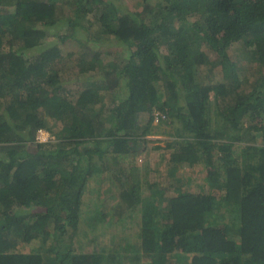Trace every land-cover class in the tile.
Masks as SVG:
<instances>
[{"label":"trees","instance_id":"obj_1","mask_svg":"<svg viewBox=\"0 0 264 264\" xmlns=\"http://www.w3.org/2000/svg\"><path fill=\"white\" fill-rule=\"evenodd\" d=\"M115 1L0 0V264H264V144L233 151L238 131L264 123V0H144L120 13ZM76 12L89 13L93 35L118 41L125 56L102 64V51L84 45L76 51L83 80L71 90L56 69L57 44L25 53ZM247 35L253 43L243 57L258 71L243 89V61L230 49ZM217 67L222 76L213 81ZM122 81L127 94L114 99ZM167 123L170 130H155ZM39 130L47 140H35ZM153 134L170 136L154 148L168 150L166 166L176 170L154 182L162 191L157 225L140 226L130 251L115 242L107 250L66 246L93 172L108 170L117 183L114 214L137 204L106 159L145 152ZM200 163L219 193L192 188L184 168ZM209 212L235 217L237 238L228 218ZM35 239L39 246L22 247Z\"/></svg>","mask_w":264,"mask_h":264},{"label":"rangeland","instance_id":"obj_2","mask_svg":"<svg viewBox=\"0 0 264 264\" xmlns=\"http://www.w3.org/2000/svg\"><path fill=\"white\" fill-rule=\"evenodd\" d=\"M143 1L144 0H116L115 3H117L118 6L115 11L120 13L122 11L121 7L130 11L140 10ZM150 1L153 2V0ZM194 6L196 9H201L198 4H194ZM71 18V23H63L60 28H56L58 32L56 29L54 31L52 30V32L43 40L44 42L41 45L32 50H28L25 53V58L28 59L31 56L38 54L41 49H44L53 43L57 44L61 48V52H63V57L55 62L56 69H58L59 74L61 75L63 85L71 90H75L81 86L79 83L83 80L82 76H77V57L79 56L76 52L77 50L84 45L92 47L95 50L99 49L102 51L103 56L98 59V62L102 64L111 62L113 58L123 57L125 56V53L118 41L114 39L107 40L106 38H98L93 35L95 27L92 26L93 23L89 13H72ZM67 26L70 27L71 31L68 38H66L65 41H61L58 38V35L64 33ZM252 43V35H247L244 38V44L241 48L230 49L231 57L235 61H243V66L239 67L237 70L240 79H242L243 89H249V86L256 78V72L258 71V66L254 62L249 61L248 59L245 61L243 57V49L250 48ZM200 48H204L211 59H216L214 51L205 46ZM68 52H72V56L68 55ZM167 65L168 62L166 57L165 68ZM90 67V70H92L93 66ZM215 70L213 81H218L222 76V68L217 67ZM126 94L127 89L122 81L113 98H119L120 100L124 98ZM107 100L108 98H106V101ZM241 121L245 123L246 126L251 124L250 119L246 115L241 118ZM256 121H258L259 126L261 127L260 131L256 132L251 126H247L245 129H242V131H238L237 135H239L242 140L233 147L234 153L239 152V146L264 144L263 120L259 119ZM157 123V121H153V125ZM106 126H108V128L110 127L107 123ZM161 127L162 128L155 130H170L169 123L165 125L162 124ZM45 134L46 133L44 132L43 135L39 137L40 141L45 137ZM145 138L147 142L145 152L141 154L131 153L130 155L115 156L108 154L106 159V164L115 174L121 177L123 185L133 193L137 200V204L127 214L124 213L121 216L114 214L113 211L115 205L119 201L118 185L108 174V170H105L104 172H93L89 175L87 180L86 190L83 195L80 209V220L76 227V232L73 233L75 238L68 240L66 246L79 251L91 250L94 247L107 250L113 245L112 243L115 242L123 247V250L127 249L130 251L136 247L140 226L144 224L157 225L158 221H160L161 211L158 207V202L161 200L162 191L157 190L154 182L160 179L157 175L161 177L162 173L166 176L171 174L174 177L176 170L166 166L165 159L167 158L169 151L165 149H155L154 147L157 145L164 147L166 145V140L170 139V136L153 134L148 135ZM29 146H32V144L29 143ZM213 153L216 154V150H214ZM131 166L134 168L132 169ZM184 169L187 171V175H189V182L193 189H203L204 191L219 193L218 190L209 187L207 169L203 163H200L197 166H191L189 169ZM149 209H151V212L147 213ZM94 211L99 212L100 217L98 219H93ZM206 216H208L209 219L218 216L220 218H228L231 221V225L229 226L230 236L232 238H237L239 231L238 225L236 224V221H234L236 219L235 217L230 219L228 214L221 216L220 213L218 215V213L216 214L215 212H209ZM88 221H92L94 226L90 227L89 224H86ZM81 228H83L82 230L85 231V234H82L80 230ZM67 231L68 234L72 231L70 226L67 227ZM39 244L40 241L35 239L22 247H25L26 249L34 248L39 246ZM119 249L118 252L122 253Z\"/></svg>","mask_w":264,"mask_h":264},{"label":"built area","instance_id":"obj_3","mask_svg":"<svg viewBox=\"0 0 264 264\" xmlns=\"http://www.w3.org/2000/svg\"><path fill=\"white\" fill-rule=\"evenodd\" d=\"M154 115H155V120H157V119H158L159 112H155ZM43 133H44V132H43L42 130H39V131L36 133L35 140H36V141H40V140H39V137H40L41 135H43ZM45 140H47V134H45V137H44L43 139H41V141H45Z\"/></svg>","mask_w":264,"mask_h":264},{"label":"clouds","instance_id":"obj_4","mask_svg":"<svg viewBox=\"0 0 264 264\" xmlns=\"http://www.w3.org/2000/svg\"><path fill=\"white\" fill-rule=\"evenodd\" d=\"M155 121H157V120H155Z\"/></svg>","mask_w":264,"mask_h":264}]
</instances>
